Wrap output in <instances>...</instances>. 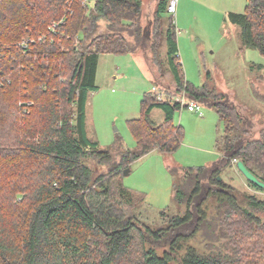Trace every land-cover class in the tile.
I'll return each instance as SVG.
<instances>
[{
    "label": "trees",
    "instance_id": "1",
    "mask_svg": "<svg viewBox=\"0 0 264 264\" xmlns=\"http://www.w3.org/2000/svg\"><path fill=\"white\" fill-rule=\"evenodd\" d=\"M142 3L0 0V264H264V199L218 178L242 160L264 181V126L256 135L210 75L201 85L187 80L173 16L164 31L168 72L177 91L218 112L222 156L170 166L183 210H162L163 225L153 227L138 211L146 195L124 184V170L153 150L180 147L184 130L174 116L186 106L146 92L141 115L127 121L135 148L119 135L112 149L89 137L87 102L99 89L101 55L148 47ZM168 3L158 0L154 24ZM228 19L241 27L243 47L264 55V0H247ZM154 108L165 113L159 124Z\"/></svg>",
    "mask_w": 264,
    "mask_h": 264
},
{
    "label": "rangeland",
    "instance_id": "2",
    "mask_svg": "<svg viewBox=\"0 0 264 264\" xmlns=\"http://www.w3.org/2000/svg\"><path fill=\"white\" fill-rule=\"evenodd\" d=\"M142 2L141 24L150 37L148 47H140L130 54L101 55L97 72L99 89L91 92L87 102L89 137L97 141L100 148L112 149L119 135L124 147L135 148L136 139L127 121L141 115L144 93L155 91L158 85L164 98H188L184 92L176 90L166 63L164 31L172 16L187 80L201 85L211 76L210 80L229 95L239 111L253 120V130L258 135L257 130L264 126V55L243 47L241 27L230 22L224 12L227 3V7L236 9L234 11H245L247 0H178L176 14L165 13L159 26L153 21L158 0ZM102 25L104 29L105 21ZM161 32L163 37L157 35ZM123 34L134 40L128 32ZM260 63H263L262 69ZM200 111L202 115L183 107L176 112L174 122L182 125L184 136L175 152L153 150L133 162L129 173L123 175L128 188L146 195L138 211L148 225L162 226L164 209L173 214L183 210L174 199L175 177L170 166L209 165L222 156L220 141L224 123L214 108L202 104ZM150 117L159 124L165 113L161 108H154ZM89 164L98 171L107 169L91 160ZM221 177L239 191L264 199V189L252 187L236 164L226 167Z\"/></svg>",
    "mask_w": 264,
    "mask_h": 264
},
{
    "label": "built area",
    "instance_id": "3",
    "mask_svg": "<svg viewBox=\"0 0 264 264\" xmlns=\"http://www.w3.org/2000/svg\"><path fill=\"white\" fill-rule=\"evenodd\" d=\"M177 6H178V0H169L168 12L171 13L172 15L173 14L175 15L177 11ZM157 86L158 85L154 87L155 88L154 92L157 94L159 99H164L161 92L158 90ZM177 101H180L184 106L188 108V110L200 112V114L202 115V112L200 111V106L202 104H200L199 102L195 100H189L188 98L186 100H177Z\"/></svg>",
    "mask_w": 264,
    "mask_h": 264
},
{
    "label": "water",
    "instance_id": "4",
    "mask_svg": "<svg viewBox=\"0 0 264 264\" xmlns=\"http://www.w3.org/2000/svg\"><path fill=\"white\" fill-rule=\"evenodd\" d=\"M147 36H149L148 33H147ZM236 165H237L238 169H239V170L245 175V177H246L249 181H251V182L257 184L259 187H261V188L264 189V181H262V180H261L260 178H258V177H257V176H256L251 170H249V168L246 166V164H245L242 160H238V161L236 162ZM129 171H130L129 168L125 169V170H124V174H125V175L128 174ZM218 178H219V180L222 179L221 176H219Z\"/></svg>",
    "mask_w": 264,
    "mask_h": 264
},
{
    "label": "crops",
    "instance_id": "5",
    "mask_svg": "<svg viewBox=\"0 0 264 264\" xmlns=\"http://www.w3.org/2000/svg\"><path fill=\"white\" fill-rule=\"evenodd\" d=\"M218 1H220V0H218ZM227 1H229V0H227ZM228 6V3L226 4V6H224V7H226V9H225V13L228 15V13L230 12V11H234V10H236V9H234V8H232V6H229V7H227ZM146 18H148V17H145V19Z\"/></svg>",
    "mask_w": 264,
    "mask_h": 264
}]
</instances>
